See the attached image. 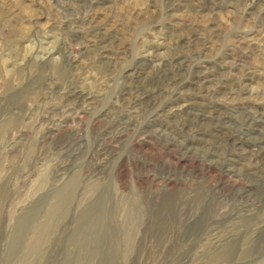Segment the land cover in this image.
Instances as JSON below:
<instances>
[{
	"label": "rangeland",
	"instance_id": "rangeland-1",
	"mask_svg": "<svg viewBox=\"0 0 264 264\" xmlns=\"http://www.w3.org/2000/svg\"><path fill=\"white\" fill-rule=\"evenodd\" d=\"M0 264H264V0H0Z\"/></svg>",
	"mask_w": 264,
	"mask_h": 264
},
{
	"label": "bare ground",
	"instance_id": "bare-ground-1",
	"mask_svg": "<svg viewBox=\"0 0 264 264\" xmlns=\"http://www.w3.org/2000/svg\"><path fill=\"white\" fill-rule=\"evenodd\" d=\"M67 197H69V195L67 196ZM56 215L53 213L52 215H50V219H49V221H51L54 217H55ZM87 227L88 228H90L91 226H93V219H90L89 221H88V223H87ZM48 226H49V224H47V225H44L42 228H40V230L41 231H46L47 230V228H48ZM89 241V240H88ZM30 251L31 252H33V254H35V252H36V245L33 243L32 244V246L30 247Z\"/></svg>",
	"mask_w": 264,
	"mask_h": 264
}]
</instances>
